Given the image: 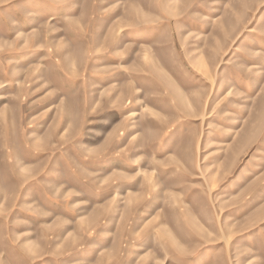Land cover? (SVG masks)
<instances>
[{
  "label": "rangeland",
  "instance_id": "obj_1",
  "mask_svg": "<svg viewBox=\"0 0 264 264\" xmlns=\"http://www.w3.org/2000/svg\"><path fill=\"white\" fill-rule=\"evenodd\" d=\"M0 264H264V0H0Z\"/></svg>",
  "mask_w": 264,
  "mask_h": 264
}]
</instances>
